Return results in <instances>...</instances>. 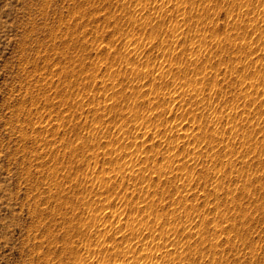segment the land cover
Listing matches in <instances>:
<instances>
[{
  "label": "rangeland",
  "instance_id": "374dc122",
  "mask_svg": "<svg viewBox=\"0 0 264 264\" xmlns=\"http://www.w3.org/2000/svg\"><path fill=\"white\" fill-rule=\"evenodd\" d=\"M0 264H264V0H0Z\"/></svg>",
  "mask_w": 264,
  "mask_h": 264
}]
</instances>
